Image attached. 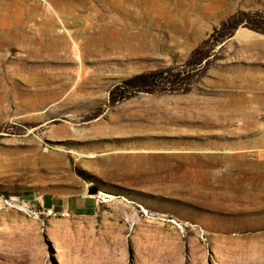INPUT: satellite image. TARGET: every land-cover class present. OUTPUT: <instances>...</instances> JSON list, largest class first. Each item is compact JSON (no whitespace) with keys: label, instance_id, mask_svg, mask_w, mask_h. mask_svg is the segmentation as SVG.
I'll list each match as a JSON object with an SVG mask.
<instances>
[{"label":"rangeland","instance_id":"rangeland-1","mask_svg":"<svg viewBox=\"0 0 264 264\" xmlns=\"http://www.w3.org/2000/svg\"><path fill=\"white\" fill-rule=\"evenodd\" d=\"M0 264H264V0H0Z\"/></svg>","mask_w":264,"mask_h":264},{"label":"bare ground","instance_id":"bare-ground-1","mask_svg":"<svg viewBox=\"0 0 264 264\" xmlns=\"http://www.w3.org/2000/svg\"><path fill=\"white\" fill-rule=\"evenodd\" d=\"M48 20V19H47ZM116 35V34H115ZM113 36V35H112ZM119 37V36H118ZM122 37V36H121ZM70 39V38H69ZM104 39V38H103ZM62 44H64V46H68V41L64 39V41H62ZM128 45V44H127ZM130 45V44H129ZM75 47V46H74ZM128 47V46H127ZM142 47V46H141ZM77 49V48H76ZM146 49V48H145ZM77 51V50H76ZM141 51V50H139ZM78 52V51H77ZM77 55L79 56V53H77ZM218 226V225H217ZM175 233V232H174ZM174 236V235H173ZM256 243V242H254ZM257 244V243H256ZM258 246V245H257ZM230 254L229 256H233L234 254H238V256L240 255V257L243 256H250L252 255L256 249V246L254 244L251 245H242V244H238L237 247L229 244V241H224V246H223ZM157 251V250H155ZM263 251V250H262ZM155 253V252H154ZM161 254H159V257ZM261 255V254H260ZM234 257V256H233ZM162 258V257H161ZM166 259V258H165ZM237 259V258H236Z\"/></svg>","mask_w":264,"mask_h":264},{"label":"crops","instance_id":"crops-1","mask_svg":"<svg viewBox=\"0 0 264 264\" xmlns=\"http://www.w3.org/2000/svg\"><path fill=\"white\" fill-rule=\"evenodd\" d=\"M244 34H248L247 32H243ZM48 206H53L54 203L50 202V204L46 203ZM96 205L93 203L90 198H85L83 196L80 197H73L69 202H68V208L72 209L74 208L76 212L79 213H89L95 209Z\"/></svg>","mask_w":264,"mask_h":264},{"label":"water","instance_id":"water-1","mask_svg":"<svg viewBox=\"0 0 264 264\" xmlns=\"http://www.w3.org/2000/svg\"><path fill=\"white\" fill-rule=\"evenodd\" d=\"M100 193V190L98 187L96 186H93L89 189V194L90 195H95V194H99Z\"/></svg>","mask_w":264,"mask_h":264},{"label":"built area","instance_id":"built-area-1","mask_svg":"<svg viewBox=\"0 0 264 264\" xmlns=\"http://www.w3.org/2000/svg\"><path fill=\"white\" fill-rule=\"evenodd\" d=\"M49 214H52V213H54V210L53 209H49ZM55 214V213H54Z\"/></svg>","mask_w":264,"mask_h":264},{"label":"trees","instance_id":"trees-1","mask_svg":"<svg viewBox=\"0 0 264 264\" xmlns=\"http://www.w3.org/2000/svg\"><path fill=\"white\" fill-rule=\"evenodd\" d=\"M47 197V196H46ZM46 199V198H45ZM46 203H47V200H46Z\"/></svg>","mask_w":264,"mask_h":264}]
</instances>
